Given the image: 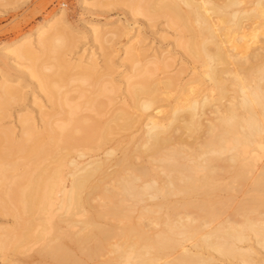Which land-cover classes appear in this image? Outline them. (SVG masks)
<instances>
[{
    "label": "bare ground",
    "instance_id": "bare-ground-1",
    "mask_svg": "<svg viewBox=\"0 0 264 264\" xmlns=\"http://www.w3.org/2000/svg\"><path fill=\"white\" fill-rule=\"evenodd\" d=\"M135 1L138 14L178 29L177 46L197 66L183 85L180 76L151 80L139 40H129L130 103L110 116L102 108L118 88L94 56L67 60L64 13L5 47L28 62L23 72L54 114L38 104L41 126L28 112L15 137L1 123L22 82L0 72V213L15 220L0 232L4 261L264 264V0ZM92 32L102 47L117 31ZM167 58L147 61L165 70ZM69 71L93 88L65 109Z\"/></svg>",
    "mask_w": 264,
    "mask_h": 264
},
{
    "label": "rangeland",
    "instance_id": "rangeland-1",
    "mask_svg": "<svg viewBox=\"0 0 264 264\" xmlns=\"http://www.w3.org/2000/svg\"><path fill=\"white\" fill-rule=\"evenodd\" d=\"M85 1L87 3L86 6L84 0H0V72L8 74L15 79V81L22 82L21 84L19 83V88L21 87V96L19 95L18 99L16 98V100L11 101V105H9V107H11L7 108V115L9 117L7 116V119L1 123L3 127L9 129L14 128V130H16L14 131L15 137L19 134V126L16 123L18 117L29 112L36 121H39L38 104L44 105V109L48 113H50V111L52 112V109L48 104V99L44 97L40 90L36 89V81L29 80V76L26 74L27 66H29L28 62H21L18 60L14 62L12 57L5 56L6 52L4 49L23 36L31 35V37L34 38L33 34L35 30L44 25L55 14H65V18L69 25L67 29L70 30H68L69 32L67 33L69 36H73L71 40L74 42V49L71 50L72 53L68 54L67 60H71L72 63H75L83 58V61H86L85 63H87V59L94 56L100 67H104L105 71L109 69L106 74L110 75L113 84L115 83L114 85L118 88V92L116 91V94L112 95V99H114L113 103H111L112 106L105 103L108 109L102 108V113H104L105 116H110V114L107 115L106 112L111 113L112 110L115 112L118 106L119 108L125 106L123 101L126 103L128 101V103H130V98H127V87L124 80L131 74V71L134 70L132 69L133 64L126 59L124 50L131 39H135L136 42L139 40L137 43L139 44V50L142 53V63L139 67L145 65L148 69L153 70L154 75H152L153 77H151V80H155L157 76L159 79H164L163 77L165 76H180L181 81H178V85H183L184 83H187L189 79L191 80L193 78L194 66L196 67L197 65L194 64V62L188 58V55L177 46L176 43L179 40V37L177 36H180L179 31H176L178 29L169 24L166 19L163 20L162 18L161 20L158 14L155 17V15H153L154 13L151 11L146 14V11L144 10L145 13L141 11V13L138 14L139 9L137 11L132 9L135 4L134 6H131L130 0ZM137 2L139 1L137 0ZM144 2L145 1H143V3L140 2L142 3L140 5L141 7L147 3ZM94 4L96 5V8ZM148 4L150 7V3ZM93 5L94 8H92ZM97 28L101 32L106 30L117 32L116 35L113 34L114 36L110 35L109 37L108 35L105 37L107 43L103 40L102 43H100L103 46L101 47L100 45L99 47V43L94 41L92 32ZM184 37L187 36L185 35ZM100 50H102V52ZM161 53L169 58H167V62L170 67L167 66L168 69L165 68L164 70L163 68L160 70L157 69L156 71L154 68L155 66L148 64L147 60ZM106 66L109 67L105 68ZM180 71H182V73ZM72 72L69 71L66 73V83L61 89L65 91V93L63 92L64 94L62 93L63 96L68 94L66 95L67 97L65 96L67 98V107L65 105V109H68L69 104H81L82 101H84L79 95L81 90H84L87 94H91L93 88L91 81L84 85H81L80 82L75 83L74 79L76 76L74 75L75 77H73L74 73L72 74ZM132 73L135 74V72ZM24 76H27L28 78H24ZM72 79L73 81H71ZM107 80H109V77ZM175 95L176 93L173 96ZM70 98L72 101L67 103ZM100 99L101 102L107 101L104 97H100ZM108 102L109 101H107V103ZM82 111L80 113H82ZM87 111L84 110L83 113L85 114L82 115L89 116L90 113ZM92 113V116L94 117L95 113ZM52 114H54V111ZM105 116L103 115L99 117L102 118V120H106ZM95 117L98 118V116ZM60 121L61 120H57V123ZM39 124L41 126V123L38 122V126ZM86 153L90 152L87 151ZM14 224L15 220L11 216H6L0 213V232L1 230L12 229ZM2 257V252L0 251V264H8L4 261L5 258ZM258 259H260V257ZM103 260H106V258L99 259V261ZM217 264H224V262H217Z\"/></svg>",
    "mask_w": 264,
    "mask_h": 264
}]
</instances>
